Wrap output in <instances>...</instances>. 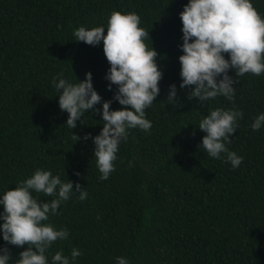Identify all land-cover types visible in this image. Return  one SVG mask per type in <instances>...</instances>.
I'll list each match as a JSON object with an SVG mask.
<instances>
[{
  "label": "trees",
  "instance_id": "16d2710c",
  "mask_svg": "<svg viewBox=\"0 0 264 264\" xmlns=\"http://www.w3.org/2000/svg\"><path fill=\"white\" fill-rule=\"evenodd\" d=\"M187 2L0 0V193L37 168L67 176L88 192L84 201L72 196L50 217L57 228L69 230V239L57 241L49 256L60 250L70 256L72 248H79L75 264H116L117 256L131 264H264V128L253 132L250 127L264 112V75L248 73L233 85L234 104L244 119L228 147L243 163L233 169L210 158L200 148L205 133L199 121L210 109L233 103L224 97L189 100V87L179 88V13ZM252 3L264 16V0ZM114 10L140 15L163 78L154 105L146 109L151 131L129 130L115 171L100 180L95 145L82 138L98 135L102 118L89 111L82 124L68 128V113L59 109L52 81L63 73L76 83L91 72L102 102L113 99L116 86L108 89L103 43L73 41V31L106 28ZM229 75L235 78L234 70ZM171 84L177 86L179 106L166 103ZM121 107L113 100V110ZM72 132L81 139L76 141ZM4 246L13 260L27 247L7 245L0 237Z\"/></svg>",
  "mask_w": 264,
  "mask_h": 264
},
{
  "label": "clouds",
  "instance_id": "9594fccd",
  "mask_svg": "<svg viewBox=\"0 0 264 264\" xmlns=\"http://www.w3.org/2000/svg\"><path fill=\"white\" fill-rule=\"evenodd\" d=\"M179 16L182 22L179 88L189 87V100L195 98L207 103L224 97L233 103L232 108L215 107L202 115L198 128L205 135L200 148L210 158L223 160L236 169L243 163V157L231 151L228 145L244 113L235 107L236 87L233 85L248 73L264 75V16L254 8L252 0H188ZM141 23L136 12L114 10L106 28L104 25L80 26L73 31V41L92 46L103 43V53L110 65L105 76L109 81L108 89L111 91L112 85L116 86L112 100L102 102L93 86L91 72H87L82 81L76 78V83L63 73L52 81L59 93V109L68 113L65 123L68 128L75 129L77 121L82 124L89 111L102 118L100 133L95 136L86 133L82 138L84 142L91 139L95 145L93 151L100 180H107L115 171L119 146L127 140L129 130L138 128L150 132L152 128L146 109L154 105L160 93L163 72L157 63L158 52L146 43L150 40L149 30ZM230 69L234 70L235 78L229 75ZM177 92L175 84L169 85L166 103L179 106ZM113 100L122 107L113 110ZM101 103L100 109L95 108ZM250 127L253 132L264 128V112L254 117ZM72 136L76 141L81 139L73 132ZM40 194L51 199L42 200ZM74 195L84 201L88 192L79 182L67 176L62 179L61 175L41 168L19 181L15 188L0 193L3 208L0 237L7 245H27L15 260L7 246L0 247V264H75L82 255L79 248H72L70 256L64 255L63 250L48 255L57 241L69 239V230L57 228L50 217L59 214L60 206ZM115 262L131 264L123 256H117Z\"/></svg>",
  "mask_w": 264,
  "mask_h": 264
}]
</instances>
